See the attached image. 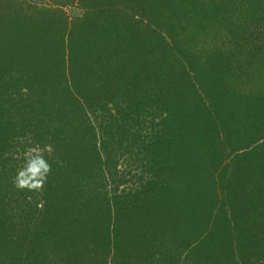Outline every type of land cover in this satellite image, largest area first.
<instances>
[{"label": "trees", "instance_id": "trees-1", "mask_svg": "<svg viewBox=\"0 0 264 264\" xmlns=\"http://www.w3.org/2000/svg\"><path fill=\"white\" fill-rule=\"evenodd\" d=\"M79 3L0 0V264H264V0Z\"/></svg>", "mask_w": 264, "mask_h": 264}, {"label": "clouds", "instance_id": "clouds-1", "mask_svg": "<svg viewBox=\"0 0 264 264\" xmlns=\"http://www.w3.org/2000/svg\"><path fill=\"white\" fill-rule=\"evenodd\" d=\"M50 151V146L29 147L23 153L24 163L17 169L13 178V185L19 191L36 192L43 194L48 177L51 175V164L45 159V152Z\"/></svg>", "mask_w": 264, "mask_h": 264}, {"label": "rangeland", "instance_id": "rangeland-1", "mask_svg": "<svg viewBox=\"0 0 264 264\" xmlns=\"http://www.w3.org/2000/svg\"><path fill=\"white\" fill-rule=\"evenodd\" d=\"M22 3H25L26 5H31L32 7H37L41 8L42 7H55L63 11L65 14L66 18L69 19L70 21H74L78 18H82L84 14V9L82 8V5L79 3V0H74L70 4H64V6H60L55 3L54 0H21ZM242 91V90H239ZM139 158H137L136 163L132 165L134 168L133 170H130V174L126 176V184L119 187V189H122L124 187V190L126 189H133L134 185H136L137 179L140 178V180H145L147 174L145 175V172L151 170L153 168V165H150L147 163L148 159L142 156L139 152H136ZM140 159V160H139ZM127 160V158H126ZM119 165V166H118ZM118 167L117 172L119 173L118 175L115 174V169H111V174L113 180H117L120 177V173L125 171L126 168L129 170L127 165L125 164V160H118ZM147 165L150 166V169L147 170ZM126 167V168H125Z\"/></svg>", "mask_w": 264, "mask_h": 264}]
</instances>
